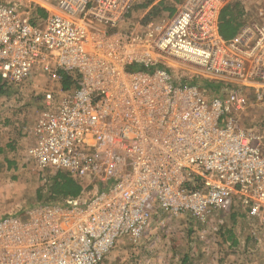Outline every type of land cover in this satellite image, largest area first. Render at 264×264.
Masks as SVG:
<instances>
[{
  "label": "built area",
  "instance_id": "2783aa9c",
  "mask_svg": "<svg viewBox=\"0 0 264 264\" xmlns=\"http://www.w3.org/2000/svg\"><path fill=\"white\" fill-rule=\"evenodd\" d=\"M230 3L182 0L142 22L147 0H0L2 82L45 85L25 160L42 185L62 172L82 187L0 217V264H101L162 217L235 206L264 226V5L225 39ZM252 103L261 124L243 121Z\"/></svg>",
  "mask_w": 264,
  "mask_h": 264
},
{
  "label": "rangeland",
  "instance_id": "374dc122",
  "mask_svg": "<svg viewBox=\"0 0 264 264\" xmlns=\"http://www.w3.org/2000/svg\"><path fill=\"white\" fill-rule=\"evenodd\" d=\"M238 1H241L252 15H258L259 9L264 5V0H234ZM144 13L141 11L136 15L140 17ZM165 13L167 15L168 12L154 13L150 17L146 14L143 17L158 21L163 19ZM181 73L191 77L190 82L195 83L201 90L208 91L213 88V81H197L190 73ZM30 80H38L33 91L29 89L28 92H23L22 96L13 88H6L8 93L0 96V128H6L0 133V212L10 209L9 212L15 214L26 209L38 202L36 192L43 188L41 173L32 164L27 163L24 157V151L31 142L28 132L37 113L36 104L32 106L28 100L33 95H41L45 88L42 75L33 76ZM243 121L247 125L261 124L263 118L260 107L252 103ZM238 209L235 206L229 211H213L207 215L204 222L195 221L188 216L174 219L162 217L151 225L147 235L136 244L126 239L119 242L101 264H167L173 259L180 262L183 258L191 260L192 264L194 257L198 258L200 254L207 256L209 263L213 260L214 264H219L223 255L236 253L234 248L225 246L224 243L231 245L235 235L233 231L244 229L249 224L246 218H238Z\"/></svg>",
  "mask_w": 264,
  "mask_h": 264
},
{
  "label": "crops",
  "instance_id": "0c3cea01",
  "mask_svg": "<svg viewBox=\"0 0 264 264\" xmlns=\"http://www.w3.org/2000/svg\"><path fill=\"white\" fill-rule=\"evenodd\" d=\"M148 1V0H147ZM182 0H180L181 2ZM180 2H176V0H153V2L151 3V8L154 6H156V10L158 12V10H162V12H168L165 10V8H170V9H174L173 12H168L167 15L165 13V16H163V19L171 16L176 8L179 6ZM148 3V2H147ZM173 4V5H172ZM231 4V3H230ZM142 7H139L135 10L134 12V17L136 19H142V22H146L147 21V16L143 17L146 14V9ZM225 8V7H224ZM227 8V6H226ZM245 8L244 5L240 4V1H238L237 3L234 2L230 5V9L232 10L230 13L231 15L226 16V19L228 18L229 20H231L232 24L237 26L236 32L238 31V28L240 27V25L242 24V22L244 20H247L245 18V16L243 17V9ZM247 10V9H246ZM141 11H144V15H141L140 17H138L136 14L140 13ZM150 11V9H149ZM160 12V13H162ZM229 15V14H228ZM252 15V14H251ZM252 17H257V15H255L253 13ZM261 21L264 22V17L261 18ZM235 32V34H236ZM233 37V36H232ZM4 129L6 130V128L4 127L3 129L0 128V133L1 131ZM30 136V135H29ZM10 165V164H8ZM7 168H9L8 166H6ZM32 205V204H31ZM30 207V206H28ZM240 212V215L238 218H246L248 223L247 226L244 227V229H238V230H234V240L232 242V244L230 245L228 242H225V246H229L230 248H234L235 249V253L234 255H223V259L220 260L219 264H264V226L259 225V223L255 220H251L249 219L245 213L243 211H240V209H238ZM10 211V209H9ZM9 211H5L3 210L2 212H0V216H4V214H11V212ZM9 212V213H7ZM203 249V251L206 249L201 248V250ZM208 251V249H207ZM222 255V254H221ZM191 260H187L186 258H183L182 260H180V262L178 260H171L169 261L167 264H190ZM188 262V263H187ZM192 264H214L213 260H211V262H208V258L207 256L205 257V255L200 254L199 257L195 258L194 257V263Z\"/></svg>",
  "mask_w": 264,
  "mask_h": 264
},
{
  "label": "trees",
  "instance_id": "16d2710c",
  "mask_svg": "<svg viewBox=\"0 0 264 264\" xmlns=\"http://www.w3.org/2000/svg\"><path fill=\"white\" fill-rule=\"evenodd\" d=\"M147 2V5H151L153 0H148ZM177 2H180V0ZM156 8V6H153L150 9L148 13L149 17L153 16L154 13L162 12V10H158L157 12ZM165 10L168 12H173L174 9L165 8ZM231 11L232 10L230 9V6H227V8H223L220 14L219 31L220 35L225 39H229L234 36L237 29V26L232 24L231 20L228 19L231 15ZM226 16H228L227 19ZM68 85L69 83L64 77L63 87L67 88ZM7 93L8 92L5 87V83L2 82L0 77V96L6 95ZM42 187V189H38V191L36 192L37 201L53 204H59L66 198H76L77 196H79L82 190V187L76 181H74L68 174L62 172H55L51 177H49L48 183L46 185H42Z\"/></svg>",
  "mask_w": 264,
  "mask_h": 264
}]
</instances>
